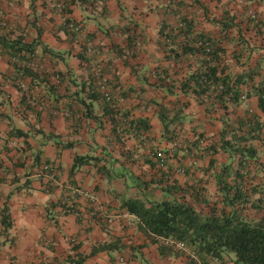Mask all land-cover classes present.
<instances>
[{
  "label": "crops",
  "instance_id": "crops-1",
  "mask_svg": "<svg viewBox=\"0 0 264 264\" xmlns=\"http://www.w3.org/2000/svg\"><path fill=\"white\" fill-rule=\"evenodd\" d=\"M61 1L68 6L70 3V11L66 13L69 20L81 24L88 39L103 47L106 68L118 70L121 114L127 113L134 119H148L153 127L152 132L161 136L158 112L156 109L146 110L143 105L146 100L159 102L152 99L155 97L152 92L155 86L162 91L155 73L157 69L172 70L179 65L167 57L160 43L157 45L162 41V27L175 26L178 21L161 14V0ZM246 4L252 6L264 20V2L252 0ZM0 14L7 24L6 28L0 27L1 34L13 40L20 36L27 38L28 42L38 39L37 42L41 44L37 46L36 55L46 74L49 73L45 68L48 65L47 68L57 70V74H66L68 68L79 73L81 69L85 71L86 66L92 67L90 59L86 62L81 60L83 52L77 44L80 40L66 28L63 17L45 0H0ZM146 33L153 38L154 44L149 48L143 45L137 53L129 50L120 53L113 45L114 40L122 35L129 38L133 35L145 36ZM44 47L58 57L50 52L44 53ZM126 52L127 56L122 55ZM133 58L136 62H133ZM137 69L140 71L138 75L137 72L133 73ZM152 69L154 71L148 73ZM50 79L53 77L46 83H36L35 96L41 95L42 101L47 103L40 109L38 103L33 102L34 97L21 89L22 86L29 87L30 80L18 85L20 82L7 59L0 56V163L5 171V174L0 173V207L6 202L11 218V228L8 230L0 223V264H75L80 256H87L94 247L104 244H116L119 250L101 252L84 264H191L185 256H162L158 245L151 244L138 231V221L121 217L127 213L121 208L122 197L141 196L153 200L151 187L152 183H157L152 179L155 173L151 171L152 178L142 180V177L140 179L138 175H133L125 160L133 157L135 151L139 154L140 147L147 148V160L153 159L154 149L150 150L149 143L142 145L132 137L117 140L110 110L105 104L100 100L94 102L90 114L97 120L87 118L86 110L81 105V98L87 95L80 92L73 98L67 93V96L55 95L47 86V83L54 84ZM85 80L88 86L91 78L87 74ZM33 107H37L36 112ZM11 126L27 136L14 137L7 141V146L4 142ZM40 130L46 136L39 135L37 132ZM50 136L74 146L71 150L59 151L55 139ZM14 142L15 146L12 145ZM169 148L170 154L173 153L174 149ZM128 150H131L130 155L127 154ZM76 157L97 160L79 168L71 177L70 170ZM117 160H121L120 163ZM45 162L54 164L60 181L50 195L45 191L46 179L40 171ZM107 170L110 174H107ZM76 188L79 196L75 203L81 218L64 214L60 206L63 198L70 194L73 197ZM80 192L93 194L96 202L91 205ZM156 192L162 193V196L164 194L161 190ZM167 198L165 195L161 200ZM91 208L98 215L106 214L107 217L112 216L113 212L120 214L116 216L114 224L106 221L104 224L107 218L91 219ZM130 221H134L135 228L127 227Z\"/></svg>",
  "mask_w": 264,
  "mask_h": 264
},
{
  "label": "trees",
  "instance_id": "trees-1",
  "mask_svg": "<svg viewBox=\"0 0 264 264\" xmlns=\"http://www.w3.org/2000/svg\"><path fill=\"white\" fill-rule=\"evenodd\" d=\"M70 1L73 2L74 0ZM68 4L69 6L64 5L65 13L70 11V3L68 2ZM227 16L216 21L214 24L221 32H228L234 28L240 31L236 20L231 18L226 21ZM178 22L175 26L162 27L160 31L162 43H160V46L167 54V57L175 62L176 65L181 63L185 58H196L198 66L186 79L174 80L178 83V87L170 83L174 82L172 80L174 78L172 75H169L167 69H157L158 71L155 73L158 77V82L161 83L162 88L165 90L164 94L167 96L183 95L197 98L212 96L222 104L238 103L243 93L242 87L245 85L246 76H232L227 72V68L221 62L222 53L225 50L221 44L224 41L211 33L196 30L194 27L195 22L192 19L183 17ZM207 22L210 23L209 20ZM180 23H184L186 31L179 27ZM6 25V21L0 14V27L6 28ZM26 39L20 36L13 40L9 39L7 35L0 33V56L7 59L9 66L13 69V73L16 74V79L20 82L18 85H21L27 79L30 80V86L34 88L31 89L29 86L30 88L21 87V89H25V93L32 95L34 97L32 98L33 102L38 103L41 107L40 109H43L47 105L46 101H42L43 97L41 95L35 96L34 92L37 82L46 83L49 79L46 72L43 73L44 71H41V63L36 55L37 46L41 43L37 42L38 39L29 42ZM206 44L208 47H205ZM207 49L210 51L209 54L206 51ZM43 52H50L54 57H58L46 47L43 48ZM67 75L62 72L57 74L59 78L58 85L60 86L69 81L68 83L71 87L72 84L75 87L77 86L79 91H74L71 95L67 93L72 98L79 95V92L87 95V97L81 98V105L86 110L87 118L97 120L95 117H92L90 111L94 102L100 100L110 110V119L114 125L113 133L117 140L121 141V138L132 137L142 145H146V142L141 141L142 139L146 140L147 143L150 142L153 127L148 119H134L130 118L127 113L121 114L123 109L119 106L117 109H114L111 103L105 100L103 94L101 93L102 95H100L93 88L94 85H97L95 78L87 86L86 83L79 84L75 79H68ZM247 80L249 82L253 81L252 78H248ZM47 86L53 94L59 95L61 88L55 87L54 84L49 85L48 83ZM252 88L255 89L258 96V106L264 112V87H255L253 85ZM157 106L160 108L159 120L162 125V136L172 143L180 136L182 130L178 126L180 122L178 114L182 112L171 118L169 113L166 114V111H163L165 109L163 105L157 103ZM33 108V111L36 112L37 107ZM237 123V128L230 125L228 130L227 126L222 129L218 141L219 145L210 144L207 146L214 150L212 154H216L219 148L220 151L227 155L228 162L222 165L220 171L211 179L218 195L221 197L220 206H212L209 208L207 214H201L196 209L195 204L209 203V185L207 181L203 184L200 179L191 174L190 176H195L196 178H193L192 182L187 180L184 187L171 182L172 166L165 165L166 157L159 152L158 155H155L153 159H149L146 163L154 169L157 164L164 163L161 168L160 190L165 194L171 195L170 199L158 201L141 196L121 198V208L139 219L137 224L138 231L151 244L158 245L162 256L168 254L185 256L191 264H197L187 253L180 252L174 246H168L162 242V240L171 239L183 243L189 252L194 254L202 264H212L214 261L223 264L226 256L231 257L232 264H264V218L253 220L247 217L245 215L246 208L244 207L248 203V194L252 190V187L250 189L246 188L245 180L248 176L252 175V168L257 169L262 166L259 162L258 151L250 142L262 140L264 136V122L258 116L251 115L249 117H240ZM10 128L7 140L4 142L6 145L8 144L7 141L14 137L24 138L27 136L24 132L12 128V126ZM37 133L46 136L42 130ZM50 138L55 139L56 147L59 151L71 150L74 146L73 143L60 141L58 137L50 136ZM202 138L203 135H199L190 147H196L197 144L202 143ZM159 155H162L163 159ZM95 160L97 158L76 157L70 170V176L74 177L79 168ZM36 161L39 162L38 157H36ZM43 164L47 167H55L51 162ZM214 164L215 160H211L210 166H214ZM50 167L49 169L51 170ZM164 168L167 171H162ZM47 172L43 174L45 175ZM56 172L58 174L57 168ZM202 172L207 174L208 170H203ZM0 173L5 174L1 163ZM107 174H110L109 170H107ZM44 175H42L43 178ZM166 181L169 183L168 185H164ZM255 188L253 190L256 192L257 189ZM76 191H79L78 188H76L75 194L72 195L73 197H70V194L63 198L60 201V206L64 214H74L78 218H81V212L78 209L77 203H75V200L78 198L77 196H79ZM180 191L189 194L194 202L181 201L172 195ZM81 196L85 198L83 195ZM117 196L120 197L119 194ZM90 204L93 205L92 203ZM91 210L89 212H91L90 217L93 220L100 218L102 220V218H106L107 216L106 214H100L98 218V214L95 215L94 209L91 208ZM105 221L107 222V220ZM0 223L6 230L11 228V218L6 202L0 207ZM112 250H119V247L116 244L96 246L89 255L80 256L79 261L75 264H84L87 259L101 252H110Z\"/></svg>",
  "mask_w": 264,
  "mask_h": 264
},
{
  "label": "rangeland",
  "instance_id": "rangeland-1",
  "mask_svg": "<svg viewBox=\"0 0 264 264\" xmlns=\"http://www.w3.org/2000/svg\"><path fill=\"white\" fill-rule=\"evenodd\" d=\"M161 14L164 17H174L176 21L180 20L183 17H187L192 19L195 23L194 27L196 30L204 31L206 33H211L219 38H221L224 42L221 44L225 49L224 53H222L221 62L227 68V72L232 76H246L245 85L242 87L243 93L238 103H228L222 104L217 101L216 98L212 96H201L199 98L193 96H164L163 88L159 86H155V89L152 91L154 100H146L143 107H146V110L156 109L158 114L160 115V108L157 106V103H160L165 107L163 111H166V114H170V117H175L178 113V126L182 128L180 136L177 137L175 141L172 143L168 142L164 136H159L157 132H152L151 140L149 142L150 150L154 149L152 152L155 155L162 153L166 157L165 165L172 166L171 173V182H175V184L181 185L184 187V184L187 180L190 182L193 181V178L200 179L202 183H206L209 185V198L208 204H195L196 209L201 214H207L209 212V208L212 206H220L221 205V197L218 195L215 185L211 179L216 175L217 172L220 171L222 165L226 164L227 155L219 150L216 154H212L214 152L213 149L208 148L207 146L210 144L219 145L218 141L220 139L221 131L226 126L227 130L229 126H233L237 128L238 123L237 120L240 117H249L251 115H256L260 118L262 122H264V112H262L259 108L258 104V96L253 85L255 87H264V20L261 19V27L254 26L249 19L247 18V11L255 9L247 5L248 0H161ZM264 2V0H254ZM170 2V3H169ZM258 15L259 13L256 12ZM229 14V16L227 15ZM226 21L234 18L236 23L239 24L240 31L237 28H234L228 32H221V30L214 24L216 21L223 19L226 17ZM210 21L208 23L207 21ZM214 21V22H213ZM179 22H177L178 24ZM78 40V39H77ZM76 40V41H77ZM157 40V39H156ZM115 49L121 53V51H131L137 53L138 49L142 48L145 45L149 48L153 45V38H150L149 33L146 35H133L129 38L119 37L118 40H114ZM157 42V41H156ZM132 43V45H131ZM162 43V41H159ZM79 48L83 52L82 62H86V59H90L92 67L86 66V70L81 69V72L75 73L71 68L67 69L66 74L68 79L74 78L79 84L86 83V74L91 81L94 80L95 71H97L98 67H102L103 76L108 81V88L112 93L121 92L119 90L120 84L117 83L118 79V70L110 67L106 68L103 47L95 44L93 40H89L88 37L85 40H81L78 43ZM89 47L99 49L101 54L96 58H90L88 56ZM130 48V49H129ZM127 56V52L122 54ZM139 54L138 56H140ZM85 56V57H84ZM131 56V54H130ZM136 56V54L134 55ZM80 60V59H79ZM133 62H136V59L133 58ZM87 65V63H86ZM198 66L196 58L188 59L185 58L178 66L174 69H168L169 75H172L174 79H186L188 75L193 72ZM43 64L40 66V69L43 73H45V69H43ZM49 67V65L47 66ZM49 73L50 81H53L54 86L61 88L59 94L66 95L69 93L70 95L74 93V91H79L76 87H72L68 83H63L60 86L58 85V77L57 70H52L51 68H47ZM167 68V66H162ZM70 69V70H69ZM154 70L152 69L148 73L151 74ZM137 72L139 74V69L134 70L133 73ZM252 78V82H249L247 79ZM178 87V83L170 82ZM117 87V88H116ZM94 89L97 90L100 95L101 89L99 86L94 85ZM34 92L36 93L35 89ZM121 95V94H120ZM121 104V103H120ZM124 104L121 105L122 108ZM160 121V120H159ZM161 123V122H160ZM199 135H203L202 143L197 144V146L190 147L194 141H196ZM251 145L255 146L258 151L259 162L262 165L259 168H252V175L248 176L245 180L246 188L250 189L252 187L251 192L248 194V203L245 204V215L253 220H260L264 218V136L262 140L252 141ZM176 144V146H175ZM125 146V145H124ZM143 147V146H142ZM174 149V152L170 154V148ZM220 147V146H219ZM127 149V147H125ZM141 152L137 154V151L134 152V156L130 157L125 162L130 165V171L133 175H138L140 179H150L151 171L155 173L153 176V181L157 183H152L153 188V200L163 199L165 195L170 199L169 194H159L156 191L160 190L158 187V182L162 177L161 168L162 165L158 164L154 170H151V166L146 164L148 155L145 153L147 148L143 149L140 147ZM156 150V152H155ZM164 151V152H163ZM130 155L131 150H128ZM137 154V157L135 156ZM215 160L214 166H210V161ZM118 162L121 160H117ZM120 163V162H119ZM116 167V166H115ZM164 168L162 171H167ZM189 170V171H188ZM203 170H208V173L202 172ZM187 171V172H186ZM190 174H189V173ZM195 176H190V175ZM142 177V178H141ZM160 178V179H159ZM157 179H159L157 181ZM210 181V182H209ZM164 185H168L169 183L164 182ZM160 184V183H159ZM163 185V184H162ZM206 185V184H205ZM207 186V185H206ZM256 187V188H255ZM253 188L257 189L256 192ZM151 193V194H152ZM175 198L185 201L188 203H193V199L189 194L184 193L182 191L172 194ZM167 198V200H169ZM120 210V209H118ZM120 213L113 212L112 216H119ZM135 228L134 221H130V225L127 226ZM187 258V257H186ZM189 261V260H188ZM212 264H219L214 261ZM223 264H232L231 257L226 256Z\"/></svg>",
  "mask_w": 264,
  "mask_h": 264
},
{
  "label": "built area",
  "instance_id": "built-area-1",
  "mask_svg": "<svg viewBox=\"0 0 264 264\" xmlns=\"http://www.w3.org/2000/svg\"><path fill=\"white\" fill-rule=\"evenodd\" d=\"M46 3H48L52 8H54L62 17H63V24L66 26V28L72 33L74 34L80 41L81 40H85L87 39L88 35L86 34L85 30H84V27L79 24V23H75L73 21H70L69 18L67 17V14L65 13V6L64 4L62 3L61 0H45ZM93 1V0H91ZM170 3V2H169ZM95 6H98V4H95ZM247 18L249 19V21L256 27H261V19L259 17V15L254 12L253 10H248L247 11ZM179 27L181 29H183L184 31H186V28L184 26V23H180L179 24ZM205 47H208V45L206 44ZM207 53L209 54L210 51L209 49L206 50ZM101 54L100 50L99 49H96V48H92V47H89L88 49V56L90 58H96L98 57L99 55ZM102 67H98L97 68V71H95V76L94 78L96 79V82H97V86L100 87L101 89V92L103 94V97L105 98V100L109 103H111V106L114 108V109H117V107L120 105V103L122 102V97L121 95H116L114 93L111 92V90L108 88V81L107 79L103 76L102 74ZM22 88H24V86H22ZM143 142H146L145 144H147V141L146 140H141ZM15 142L12 143L13 146H15ZM176 146V144H175ZM161 156V158L163 159V156L162 155H159V157ZM164 163H161V165H163ZM50 166H46L45 164H43V166L41 167L40 171L42 173H45L47 171H50V172H47V174H45V179H46V187H45V190L47 192L48 195H50L52 193V189L54 187H57L60 185V181L59 179L57 178L58 177V174L56 172V167L54 168H51V170L49 169ZM77 193L79 191H76ZM81 195H83L89 202H91L92 204H94L96 202V197L93 195V194H90V193H87V192H80ZM96 213V214H95ZM95 215L98 214V212L95 211ZM100 217V215H98V218ZM121 217H124L125 219H134L136 221H139V219L134 216V215H130L129 213H126V214H123ZM107 222L112 225L114 224L115 220H116V217H113V216H110V217H107ZM163 243H165L166 245L168 246H174V248L180 252H185L187 253V255H189L192 259L195 260V262L197 264H202L196 256H194V254L190 253L188 248L181 242H176L174 240H162Z\"/></svg>",
  "mask_w": 264,
  "mask_h": 264
}]
</instances>
